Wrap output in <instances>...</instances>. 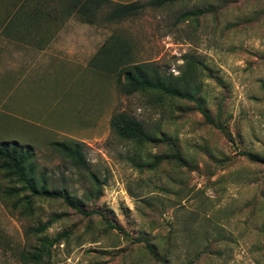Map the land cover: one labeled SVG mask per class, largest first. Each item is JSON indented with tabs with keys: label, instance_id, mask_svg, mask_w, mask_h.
I'll use <instances>...</instances> for the list:
<instances>
[{
	"label": "rangeland",
	"instance_id": "rangeland-1",
	"mask_svg": "<svg viewBox=\"0 0 264 264\" xmlns=\"http://www.w3.org/2000/svg\"><path fill=\"white\" fill-rule=\"evenodd\" d=\"M62 1L0 0V145L32 149L48 189L74 201L0 170V264H24L40 236L54 240L42 264H264V0H176L122 22L106 6L95 23ZM133 1L149 0H112ZM123 42L125 60L195 97L126 92L121 66L100 61ZM119 112L166 141L121 139ZM69 141L90 172L59 150Z\"/></svg>",
	"mask_w": 264,
	"mask_h": 264
},
{
	"label": "trees",
	"instance_id": "trees-1",
	"mask_svg": "<svg viewBox=\"0 0 264 264\" xmlns=\"http://www.w3.org/2000/svg\"><path fill=\"white\" fill-rule=\"evenodd\" d=\"M40 1L45 3L51 0ZM175 1L176 0H149L148 2L133 1L121 3L112 2V0H63L59 3L66 5V9L62 11L63 14L70 15L71 13H76V15L85 22L95 23L106 6H109V10L105 13L102 12L105 21L122 22L128 18L139 15L147 7H161ZM43 10L44 9L38 8L31 12L29 16H35L37 21L39 18H43ZM187 15L188 14L184 13L181 15V18H186ZM126 45L128 44L123 42L115 47L118 59L108 55L107 50L102 53L103 59L100 60L108 67H111L113 71L119 70L121 66L117 81L126 92H142L152 95L156 99L162 97V95L180 99L195 97L194 92L189 87L188 81L186 84H183L184 79L181 78V76L164 74L149 62L132 63L129 60H125L124 57L129 55V51L124 47ZM101 51L103 52V49ZM202 112L209 121L213 122L206 108H202ZM111 127L114 133L121 139L133 142L137 145L166 141V137L161 138V140L158 139L147 130L143 122L124 112H119L112 116ZM58 148L66 157L72 159L76 166L82 167L90 172L88 169V162L78 143L73 141L62 142L58 144ZM0 170L3 171L4 175L16 181V183H20L22 187L30 191L33 196L46 195L55 198L62 197L70 204L74 203L68 194L63 193V190L48 189L44 184L46 180L45 173H37L34 153L30 148H23L14 143H2L0 145ZM92 177H94V182L96 183L98 181L96 176L92 175ZM25 204L27 208L31 207L30 200H27ZM45 230V224L35 229L38 233H44ZM39 239V246L33 248L31 252H22L20 254V260L24 264L47 263L45 257H51L50 251L54 240H49L47 237L42 238V236H40Z\"/></svg>",
	"mask_w": 264,
	"mask_h": 264
}]
</instances>
